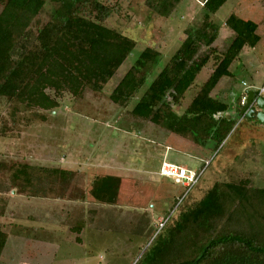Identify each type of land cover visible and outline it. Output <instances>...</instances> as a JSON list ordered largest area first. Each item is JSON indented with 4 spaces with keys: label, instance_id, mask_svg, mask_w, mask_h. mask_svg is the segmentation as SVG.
<instances>
[{
    "label": "trees",
    "instance_id": "trees-1",
    "mask_svg": "<svg viewBox=\"0 0 264 264\" xmlns=\"http://www.w3.org/2000/svg\"><path fill=\"white\" fill-rule=\"evenodd\" d=\"M49 1L55 5L51 17L33 29L46 0H0V96L9 103L51 113L64 94L79 98L86 90L101 92L136 40L106 24L120 13L117 0ZM178 1L144 3L167 17ZM226 1L203 0L201 18L184 29L180 45L157 72L161 53L146 45L109 92L110 101L126 108L133 120L217 149L240 118L244 92L233 96L230 90L229 95L220 96L213 90L223 77L231 76L229 66L240 50L257 39L256 24L235 11L220 23L213 19ZM222 28L233 37L220 51L215 41ZM211 59L214 65L207 79L196 84V76ZM194 88L182 112L175 111L185 93ZM0 168L8 174L0 178V216L7 205L5 193L11 190L27 197L64 199L77 183L75 170L3 162ZM86 176L82 174L81 191L75 190L72 196L99 204L116 201L122 187L119 176ZM169 216L142 264H264V187L253 186L249 178L215 180L200 198ZM84 223L80 218L70 229L79 235ZM8 239L0 224V261Z\"/></svg>",
    "mask_w": 264,
    "mask_h": 264
},
{
    "label": "rangeland",
    "instance_id": "rangeland-1",
    "mask_svg": "<svg viewBox=\"0 0 264 264\" xmlns=\"http://www.w3.org/2000/svg\"><path fill=\"white\" fill-rule=\"evenodd\" d=\"M117 1L120 13L109 17L106 24L135 39L136 45L101 92L86 90L79 98L64 94L60 106L51 113L9 103L0 96V162L77 171V183L64 200L27 197L15 190L5 193L7 205L0 224L9 239L0 264H142L152 240L171 220L169 215L200 198L215 180L247 177L253 186L264 187L263 123L246 118L237 133L213 150L149 122L133 120L126 108L108 98L146 45L161 53L155 71L162 67L180 45L184 29L201 18L203 0H179L167 17L152 12L144 0ZM54 7L46 0L32 28L48 21ZM232 11L256 24L257 39L253 46L240 50L229 66L231 76L223 77L213 90L220 96L229 95L230 90L233 96L247 89L256 91L264 84V0H227L213 19L220 23ZM232 37L231 31L220 29L216 47L225 50ZM213 62L211 59L202 68L196 84L207 79ZM194 92L195 88L188 90L175 111L182 112ZM261 96L264 100V91ZM253 108L264 112V107ZM101 161H111L116 167ZM162 165L183 166L201 172V176L189 189L172 177L162 176ZM83 173L86 177L118 175L122 187L116 201L99 204L85 200L78 204L80 200L72 194L79 188ZM7 176V169L0 168V178ZM47 209L52 211L45 222ZM29 217L32 220L25 221ZM80 218L85 223L78 235L70 227Z\"/></svg>",
    "mask_w": 264,
    "mask_h": 264
},
{
    "label": "built area",
    "instance_id": "built-area-1",
    "mask_svg": "<svg viewBox=\"0 0 264 264\" xmlns=\"http://www.w3.org/2000/svg\"><path fill=\"white\" fill-rule=\"evenodd\" d=\"M242 84L246 86L244 82ZM257 91L258 95H256V97L261 96V93L264 91V84ZM245 99L246 90H244V94L240 100L241 105H244ZM160 173L162 175L173 177L175 182L181 183L184 187H188L189 189L198 182L201 176V172H191L184 167H176L172 165H163L160 169Z\"/></svg>",
    "mask_w": 264,
    "mask_h": 264
},
{
    "label": "water",
    "instance_id": "water-1",
    "mask_svg": "<svg viewBox=\"0 0 264 264\" xmlns=\"http://www.w3.org/2000/svg\"><path fill=\"white\" fill-rule=\"evenodd\" d=\"M259 108L264 107V100L262 96H257L253 90H246V99L244 105L239 110V114L247 119H256L258 122L264 124V112L256 110L253 106Z\"/></svg>",
    "mask_w": 264,
    "mask_h": 264
},
{
    "label": "crops",
    "instance_id": "crops-1",
    "mask_svg": "<svg viewBox=\"0 0 264 264\" xmlns=\"http://www.w3.org/2000/svg\"><path fill=\"white\" fill-rule=\"evenodd\" d=\"M228 115L229 116H231V113L229 114L228 113ZM239 119V118H238ZM246 118L243 116H241L240 115V122H239V124L238 125H236L237 123H235V126L233 127V129L231 130V132L228 134V136L226 137L227 139L229 138V137H231L234 133H237L238 132V130H237V128L240 126V124L241 123H243V121L245 120ZM245 123V122H244ZM252 123V122H251ZM247 124V123H246ZM253 124V123H252ZM250 126V125H249ZM107 126H105V128H106ZM251 127H252V125H251ZM250 127V128H251ZM226 139V140H227ZM103 162H105V164H108L109 166H111V167H116V166H114L115 164H112V162L111 161H109V162H106V161H101V164H103ZM163 163V162H162ZM88 164V162H86L85 163V166ZM163 166V165H162ZM162 166H160V169H161V167ZM180 167H183V166H180ZM65 169V168H64ZM69 170H71V169H69ZM104 174H107V173H104ZM161 174V173H160ZM111 175H116V174H111ZM162 175V174H161ZM116 176H118V175H116ZM162 176H166V175H162ZM169 177H171V176H169ZM173 178V177H172ZM200 179V178H199ZM175 181V180H174ZM199 181V180H198ZM198 183V182H197ZM196 183V184H197ZM181 184V183H180ZM195 184V185H196ZM182 185V184H181ZM195 185H193L190 189H192ZM184 187V186H183ZM48 198H51V197H46V198H40V199H48ZM74 198L75 199H78V200H80V202L82 201L83 203H84V201L85 200H83V199H81L80 197H76V196H74ZM56 199H58V200H64V199H66V198H64V199H60V198H56ZM66 202V201H65ZM82 202L81 203H79L78 202V204H82ZM62 204H64V202L62 201ZM66 204V203H65ZM62 209H64V208H62ZM52 210L51 209H47V210H45L44 212V215H45V217H44V220H45V222H46V220H49L48 219V217H50V212H51ZM30 219H28V220H25V221H29V220H32V218L31 217H29ZM64 223V222H63ZM25 243H28V241H26ZM31 245H33V242L31 243ZM2 259V258H1ZM1 262V261H0Z\"/></svg>",
    "mask_w": 264,
    "mask_h": 264
},
{
    "label": "flooded vegetation",
    "instance_id": "flooded-vegetation-1",
    "mask_svg": "<svg viewBox=\"0 0 264 264\" xmlns=\"http://www.w3.org/2000/svg\"><path fill=\"white\" fill-rule=\"evenodd\" d=\"M250 121H257L256 119L250 120Z\"/></svg>",
    "mask_w": 264,
    "mask_h": 264
}]
</instances>
